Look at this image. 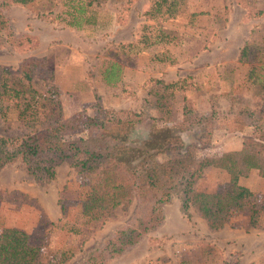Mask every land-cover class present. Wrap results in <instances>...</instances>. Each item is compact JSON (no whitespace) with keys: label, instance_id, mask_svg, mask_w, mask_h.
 Instances as JSON below:
<instances>
[{"label":"rangeland","instance_id":"obj_1","mask_svg":"<svg viewBox=\"0 0 264 264\" xmlns=\"http://www.w3.org/2000/svg\"><path fill=\"white\" fill-rule=\"evenodd\" d=\"M147 4L148 0H103L88 6L83 0L2 4L15 37L29 36L35 44L10 49L2 46L0 32V70L15 69L26 58L42 59L51 78L33 77L30 83L46 95L53 92L65 118L119 109L135 112L139 121L132 128L131 145L146 141L155 146L163 144L164 136L179 135L184 144L180 152L165 151L158 155L160 160L181 152L200 159L238 150L242 139L264 130V0H178L173 16L156 14L145 20ZM78 6L81 13L74 11ZM255 9L263 13L256 15ZM72 15L78 25L69 24ZM143 22V33L153 41L133 53L126 44L137 38ZM244 46L245 55L239 59ZM176 77L183 80V88L173 91V104L162 113L154 108L148 91L155 87L154 80ZM18 109L16 101L1 98L0 136L28 132ZM183 111L189 118L212 114L208 143H199V126L190 123L181 131L175 127ZM223 118L242 120L243 125L227 131ZM152 123L161 129L158 134L149 135ZM85 131L78 128L71 137L89 135ZM227 178L224 171L206 167L193 179L192 188L220 190ZM90 179L94 176L77 173L65 162L56 166L50 180L26 173L19 162L6 165L0 170V235L4 227L27 233L29 242L39 246L36 264H75L128 221L133 207H115L100 225L99 220L84 221L78 216L79 201ZM238 183L248 191L247 206L232 209L227 222L214 229L191 207L182 210L178 186L161 207V223L108 264H264V178L252 169ZM50 201L60 209L56 220L43 211ZM70 225L79 232L66 230Z\"/></svg>","mask_w":264,"mask_h":264},{"label":"trees","instance_id":"obj_2","mask_svg":"<svg viewBox=\"0 0 264 264\" xmlns=\"http://www.w3.org/2000/svg\"><path fill=\"white\" fill-rule=\"evenodd\" d=\"M32 0H2L0 2V32L4 33L2 46L13 50L32 47L34 40L21 34L15 37L2 13V4L24 5ZM103 0H83L85 6ZM178 0H148L142 13L145 20L155 19L159 14L173 16V5ZM81 13V6L74 9ZM256 15L263 13L255 9ZM72 15V22L77 23ZM146 23L138 28L137 38L128 44L129 51L138 52L153 40L143 33ZM13 38V39H10ZM25 44H28L26 46ZM246 47L240 52L241 59ZM51 71L42 59L30 57L22 60L15 69L0 70V100L3 97L16 101L18 118L28 125V132L22 136H0V170L6 165L19 162L28 174L44 180L53 179L55 168L65 162L77 173L94 176L88 180L87 189L79 201L78 216L86 222L99 220V225L117 206L133 205L128 221L115 227L98 247L85 251L83 258L75 264H108L136 245L151 228L158 226L162 219V205L168 202L178 186H181V208L191 207L211 228H218L227 222L232 209H242L248 204L247 189L238 183L252 169L264 178V130L255 137L242 139L238 150L222 152L217 156L197 159L189 153H178L166 159H158L165 151H177L183 147L179 135L164 136L163 144L143 143L131 145L130 135L138 115L130 110L100 111L95 116L76 113L65 118L61 114L53 92L46 95L32 86L31 79L50 80ZM16 81V82H15ZM183 80L165 83L154 80L148 96H152L154 108L164 113L173 104V91L183 88ZM192 119V120H191ZM225 129L241 128L239 119L223 118ZM212 114L189 118L184 113L174 122L180 131L187 124L201 127L199 143H208ZM149 135L158 134L161 129L150 125ZM85 128L89 135L72 138L78 128ZM100 130L99 134H95ZM212 167L224 171L228 178L226 185L216 191H197L192 181L200 172ZM62 214H63V207ZM253 211L249 214L252 225ZM66 230L77 234L79 230L69 226ZM39 246L31 244L27 233L14 227H4L0 235V264H36ZM45 264H63L61 260Z\"/></svg>","mask_w":264,"mask_h":264},{"label":"crops","instance_id":"obj_3","mask_svg":"<svg viewBox=\"0 0 264 264\" xmlns=\"http://www.w3.org/2000/svg\"><path fill=\"white\" fill-rule=\"evenodd\" d=\"M176 79H177V77H176ZM176 79L173 78V79H170L168 81L164 80V82L169 83V82L175 81ZM67 116H70V115H67ZM177 119H179V118H177ZM43 211H44L45 215L48 217V219H50V220H53V219L56 220L60 216V209H58V207L56 205V201H50L48 206L45 207L43 209Z\"/></svg>","mask_w":264,"mask_h":264}]
</instances>
